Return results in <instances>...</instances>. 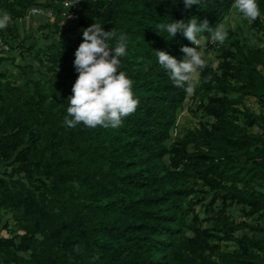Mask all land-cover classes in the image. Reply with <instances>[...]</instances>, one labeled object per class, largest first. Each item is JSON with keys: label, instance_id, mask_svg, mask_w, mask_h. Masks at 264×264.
Returning a JSON list of instances; mask_svg holds the SVG:
<instances>
[{"label": "trees", "instance_id": "obj_1", "mask_svg": "<svg viewBox=\"0 0 264 264\" xmlns=\"http://www.w3.org/2000/svg\"><path fill=\"white\" fill-rule=\"evenodd\" d=\"M50 2L0 0V13L16 18L32 3ZM233 3L80 0L70 28L38 25L58 36L38 56L45 78L24 73L18 81L0 67V209L15 225L0 234V264H264V236L255 232L264 226L227 211L237 204L244 217L264 216V108L251 110L243 100L264 105L261 49L200 34L220 59L198 71L191 93L204 118L173 136L188 92L155 54L183 60L181 48L196 47L157 24L195 16L214 28ZM257 3L264 17V0ZM93 23L115 29L110 47L127 36L118 70L133 81L139 105L116 129L63 123L79 75L75 52ZM252 25L264 30L261 18Z\"/></svg>", "mask_w": 264, "mask_h": 264}, {"label": "clouds", "instance_id": "obj_2", "mask_svg": "<svg viewBox=\"0 0 264 264\" xmlns=\"http://www.w3.org/2000/svg\"><path fill=\"white\" fill-rule=\"evenodd\" d=\"M185 8L201 5V0H184ZM232 8L243 19L252 23L261 17L257 0H234ZM11 22L8 12L0 13V30L6 29ZM157 29L166 31L171 37L178 32L196 47L184 46L183 60H177L165 51L155 50L158 63L173 84L194 91V77L198 71L208 66V61L198 51L202 44V33L208 32L213 42L224 44L228 39V29L223 23L215 28L205 19L198 21L191 17L187 22L174 21L159 23ZM117 37L115 29L105 31L101 24L93 23L83 30V42L75 52L74 67L79 73L68 98L69 106L63 123L68 128L82 124L85 128H119L124 119L134 114L139 100L133 93V81L119 71L120 57L126 56L127 36L120 34L114 47L108 41ZM186 86V87H185Z\"/></svg>", "mask_w": 264, "mask_h": 264}, {"label": "rangeland", "instance_id": "obj_3", "mask_svg": "<svg viewBox=\"0 0 264 264\" xmlns=\"http://www.w3.org/2000/svg\"><path fill=\"white\" fill-rule=\"evenodd\" d=\"M32 18L33 15L25 18V20H28L30 22ZM260 18L264 23V17L262 13ZM16 20L18 19L11 18V22L5 29L8 31V37L15 40L13 41L14 43L12 44L10 50L6 51L9 53L14 52V56L16 57V61L14 60L13 56L5 57L9 58L5 63V67L8 70V76L13 79L17 78L18 81L23 80L25 77L31 78L34 76L45 78L47 76V72L43 67V63L39 62L38 56L44 59L41 48H43L45 43L54 41V39L58 36L53 37V35L50 34L45 35L43 30L39 31V27L35 25L33 29H31V27H26L27 30H31V33L29 35H24V33H22L23 37L19 38L20 31H18V27H16ZM219 23H223L224 26L228 29V39L225 41V43L229 42L232 39H236L239 43L245 46L259 47L262 51V56L264 57V30L258 28L255 25H252V23H249V21H247L246 19H243L239 14L235 12L232 6L220 16L218 21L215 23V27ZM21 31L24 32V29L22 28ZM198 51L202 52L203 57L208 61V64L213 67L217 65L220 59L219 50L215 47L208 46L205 43L204 37ZM258 66L259 69L264 73V63H259ZM0 67L3 68V66ZM24 73L25 77H23ZM197 81L198 73L194 77V84ZM187 96L188 97H186V99L182 102L181 106L176 110L175 125L171 129V136L181 133L185 127L196 125L199 119L204 118V116H202V114L200 113V110L194 109L197 99L195 97H191V93H188ZM243 100L251 110L259 111L264 108V105L260 104L252 96H244ZM2 168L3 164L0 165V171ZM208 198L209 194H206L204 201H207ZM195 208L199 211L200 214H203L202 205L196 204ZM227 211L232 214L233 217L246 218L250 221H257L259 224L264 226V216L258 218L257 220L253 216L244 217L240 214L239 205L237 204H229L227 206ZM10 214V212L2 211L0 209V234H12L15 232V225ZM4 221L6 222V226L2 225ZM249 232H251V230ZM255 232L260 236H264L263 231ZM228 245L231 246L232 243L228 242Z\"/></svg>", "mask_w": 264, "mask_h": 264}, {"label": "built area", "instance_id": "obj_4", "mask_svg": "<svg viewBox=\"0 0 264 264\" xmlns=\"http://www.w3.org/2000/svg\"><path fill=\"white\" fill-rule=\"evenodd\" d=\"M80 0H51L48 5L32 3L26 8L24 15L38 14L43 19L62 30L70 28L77 18V7ZM209 42H213L211 35ZM10 49L9 42L0 35V52Z\"/></svg>", "mask_w": 264, "mask_h": 264}, {"label": "crops", "instance_id": "obj_5", "mask_svg": "<svg viewBox=\"0 0 264 264\" xmlns=\"http://www.w3.org/2000/svg\"><path fill=\"white\" fill-rule=\"evenodd\" d=\"M32 15H33V18L31 19L30 22L28 20H25V18H28V17H30ZM15 19H18V20H16V27H18L17 29H18V31H20L19 38H22L23 37V34L22 33H24V35H29L31 33V30L30 29L27 30L26 27H29V28L31 27V29H33L35 25L38 26L42 21H44L43 17H41L38 14L23 15V16L16 17ZM19 19H21V20H19ZM21 26L24 29V32L21 31V29H22ZM7 33H8V31L5 30V29H3L1 36H3L9 42L10 46H12V44L14 43L13 41H15V40L13 38L8 37V34ZM0 54L3 55V56H5V57H7V56H13L14 57V60L16 61V57L14 56L15 55L14 52L13 53H9V52L3 51V52H0ZM5 57H4V59H2L0 61V66H3V67L6 66L5 63H6V61H8L9 58H5ZM2 164H3V161H0V165H2Z\"/></svg>", "mask_w": 264, "mask_h": 264}]
</instances>
